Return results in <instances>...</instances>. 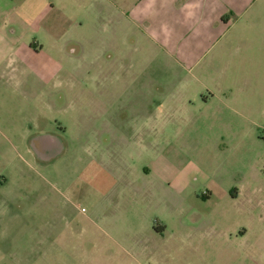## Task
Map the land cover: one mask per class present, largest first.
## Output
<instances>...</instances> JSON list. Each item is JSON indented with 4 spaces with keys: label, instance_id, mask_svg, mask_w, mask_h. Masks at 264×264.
Wrapping results in <instances>:
<instances>
[{
    "label": "rangeland",
    "instance_id": "374dc122",
    "mask_svg": "<svg viewBox=\"0 0 264 264\" xmlns=\"http://www.w3.org/2000/svg\"><path fill=\"white\" fill-rule=\"evenodd\" d=\"M21 2L10 0L7 8H19ZM27 2L26 15L11 16L18 28L11 40L22 38L32 51L41 48L38 54L21 52L20 56L40 59L58 78L39 83L27 71L37 64L16 70L7 69L6 62L0 64V140L9 139L16 153L11 168L0 163V203L10 206L8 210L0 206V264H249L243 242L209 234L210 218L196 227V216L212 207L213 198L201 206L206 191L242 183L263 185L264 118L258 110L242 111V115L218 112L215 100L201 102L198 83L184 87L182 101L179 94H172L178 97L171 101L168 94L177 93V82L164 81L167 76L192 77L217 91V79L226 67L213 62L211 55L185 72L169 66V58L142 32L115 31L119 30L114 5L120 6L118 0ZM4 6L0 0V22ZM105 10L111 13L107 18ZM106 25L114 30L107 34L98 30ZM131 37L137 49L129 73L155 77L150 85L156 107L166 99L170 103L149 108L153 123L144 121L141 113L134 115L128 107L131 98L124 99L123 116L117 115L116 123L107 122L98 93L91 97L86 93L90 86L83 82L93 55L104 46L118 49ZM15 48L6 59L19 56ZM6 49L0 43V60ZM107 56L105 52L102 61ZM98 63L92 70L98 69ZM134 85L129 87L133 91ZM223 85L225 90L233 89L229 78ZM148 86L139 85L145 91ZM51 109L63 128L52 131L64 137V152L53 162L36 163L22 139L33 125L26 118ZM134 186L145 190L134 193L130 190ZM159 187L182 190L167 195ZM135 202L153 203L152 214L168 225L166 232L137 236L142 222L125 210L105 209ZM8 218L12 219L6 224ZM4 235L10 237L8 241Z\"/></svg>",
    "mask_w": 264,
    "mask_h": 264
},
{
    "label": "crops",
    "instance_id": "0c3cea01",
    "mask_svg": "<svg viewBox=\"0 0 264 264\" xmlns=\"http://www.w3.org/2000/svg\"><path fill=\"white\" fill-rule=\"evenodd\" d=\"M1 1L5 6L3 15H1L3 19L0 22V43L7 45V49L0 64L6 62L7 69L14 70L20 65L37 64L35 69H27V71L31 72L39 83L47 84L52 78L57 79L58 76L50 74L49 66H44L45 64H42L43 61H39L40 59L28 60L20 56L23 55L21 52L38 54L41 48L32 51V46L23 42L22 38L14 42L11 40L15 31L18 30L11 16L12 14L26 15L28 13L27 0H20L22 1L20 9L14 10L7 8L10 0ZM33 1L38 2V0ZM108 1L106 0V3ZM118 1H121L120 6L114 5H116L115 14L119 30L116 28L115 31L123 34L129 31L133 33L134 30L142 32L148 43L158 45L159 49L169 58V66L185 72L186 69L190 70L198 66L203 57L211 55L213 62L216 61L215 63L226 67L220 75L221 78L217 79V91H210L205 84L192 77H189L190 81L183 79L180 75L165 77V82L175 81L174 85L177 82V93L168 94L171 101L178 97L172 94H179L182 101L184 87L187 84L198 83L201 87L198 90L201 102L206 103L208 98L215 100L218 112L227 110L235 115H242V111L252 113L258 110L264 118V0ZM104 12L107 18L109 13L107 10ZM98 30L107 34L112 32L114 27L106 25ZM8 35L11 36L7 37ZM134 43L135 40L131 37L123 41L118 49L109 50V47L104 46L100 52L87 61L88 70L84 72L83 82L90 88L86 87L88 90L86 93L91 97L95 91L96 94L98 93L100 112L105 114L106 121L110 123L117 122V115L123 116L127 108L124 99L129 101L131 98V107H128L134 110V115L141 113L144 121L152 123L154 115L149 111L150 107L161 109V107L170 106L166 99L156 107L155 92L151 91L152 85H150L155 82V77L153 79L149 74L144 75L142 72L137 75L129 73V69L134 67L132 55L137 49ZM14 47L18 49L19 53H15L19 56L6 59ZM105 52L108 56L102 61ZM97 63L99 64L98 69L92 70ZM26 77L24 76L22 80L25 81ZM226 78H229L233 89H224L223 84ZM71 79L76 81L74 76ZM132 83L135 84V91L130 89ZM141 83H149L146 91L145 88L139 87ZM35 113L31 116L32 118H26L32 121L26 123H33V125L31 129H27L22 134V139L29 157L36 163L47 164L59 158L64 152L65 139L57 133L62 132L63 128L57 124L54 109L47 114L42 111ZM48 126L51 127L48 128ZM3 139L0 140V163H5V166L10 165L11 168L16 153L9 139ZM139 174L141 173H136V175ZM145 175H147L146 172ZM158 189L167 195L172 191L179 194L182 190L181 187L174 189L159 187ZM130 190L141 194L145 189L134 186V188L130 187ZM212 198L214 201L211 203L212 207L209 212H197L196 227L200 228L202 223H207L210 218L211 226L207 230L209 234L224 241L243 242L245 260L249 264H264V183L262 186L255 187L242 183L235 188L206 191L201 195V200L205 202L201 206L209 205ZM4 203L3 205L0 203V206L8 210L10 206ZM154 206L153 203L135 202L126 205L110 204L105 209L110 208L116 212L125 210L126 215L128 213L129 216L136 217L137 221L142 222L140 230L138 229L135 235L149 237L166 232L168 228L166 223L161 222L152 214L151 209ZM179 212H182L181 209ZM10 219L12 218L5 219L4 222L7 224ZM87 219L90 223L98 225L91 215H88ZM4 236V240L8 241L10 237Z\"/></svg>",
    "mask_w": 264,
    "mask_h": 264
}]
</instances>
